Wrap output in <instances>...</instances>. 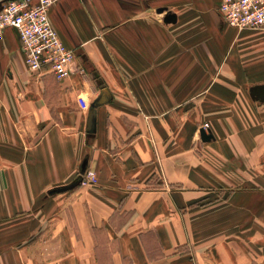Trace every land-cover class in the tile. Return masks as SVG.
<instances>
[{"label":"crops","instance_id":"obj_1","mask_svg":"<svg viewBox=\"0 0 264 264\" xmlns=\"http://www.w3.org/2000/svg\"><path fill=\"white\" fill-rule=\"evenodd\" d=\"M219 3L57 1L76 51L63 79L29 70L6 29L0 264H264V28L229 24Z\"/></svg>","mask_w":264,"mask_h":264},{"label":"built area","instance_id":"obj_2","mask_svg":"<svg viewBox=\"0 0 264 264\" xmlns=\"http://www.w3.org/2000/svg\"><path fill=\"white\" fill-rule=\"evenodd\" d=\"M57 1L0 0V39L7 28L15 29L29 70L39 72L48 66L57 79H63L77 70L76 51L65 44L51 19L50 8ZM219 9L233 26L264 28V0H220ZM79 100L83 109L89 108L85 98ZM96 182L91 169L81 180L82 184Z\"/></svg>","mask_w":264,"mask_h":264},{"label":"water","instance_id":"obj_3","mask_svg":"<svg viewBox=\"0 0 264 264\" xmlns=\"http://www.w3.org/2000/svg\"><path fill=\"white\" fill-rule=\"evenodd\" d=\"M164 10H165V8L161 7L159 9V12H163ZM165 20L167 22H175L177 20V15L175 13H170L165 17ZM252 95L257 96L260 99L264 100V84L256 85L252 91ZM107 100H108V94L103 93L101 95V97L96 101V104H101ZM93 119H94V110H91L89 112V118H88V125L89 126H91L93 124ZM200 133H201V137L204 141H210L213 138V134L205 128H202ZM76 184H77V182H73L70 185H67L65 187H60V188L54 189L52 192H59V191L67 190V189L74 187Z\"/></svg>","mask_w":264,"mask_h":264},{"label":"rangeland","instance_id":"obj_4","mask_svg":"<svg viewBox=\"0 0 264 264\" xmlns=\"http://www.w3.org/2000/svg\"><path fill=\"white\" fill-rule=\"evenodd\" d=\"M23 211L22 212H17V215L13 216L12 226V235L13 236H18L19 235V229L23 230Z\"/></svg>","mask_w":264,"mask_h":264}]
</instances>
